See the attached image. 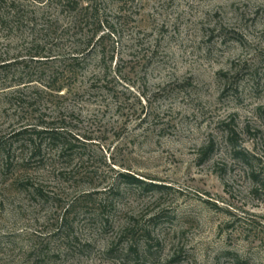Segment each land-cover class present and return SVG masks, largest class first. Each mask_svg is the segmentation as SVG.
<instances>
[{
	"label": "rangeland",
	"instance_id": "1",
	"mask_svg": "<svg viewBox=\"0 0 264 264\" xmlns=\"http://www.w3.org/2000/svg\"><path fill=\"white\" fill-rule=\"evenodd\" d=\"M99 6L114 87H0L24 105L0 99V137L46 121L78 140L0 168V264H264V0Z\"/></svg>",
	"mask_w": 264,
	"mask_h": 264
},
{
	"label": "trees",
	"instance_id": "2",
	"mask_svg": "<svg viewBox=\"0 0 264 264\" xmlns=\"http://www.w3.org/2000/svg\"><path fill=\"white\" fill-rule=\"evenodd\" d=\"M99 1L0 0V87H54L50 93L38 91L50 97L54 92L62 96L67 87H79L78 83L100 90L114 87L122 79L120 67L112 70L114 59L107 58L105 37L99 38L100 29L94 30L104 25ZM120 2L123 5L124 1ZM18 93L0 91V99L8 100L6 105L16 112L24 110L21 102L19 106L12 102L19 100L15 96ZM11 138L16 143L0 137V168L10 174L19 151L22 159L18 165L25 168L38 160L44 167L49 157L57 163L77 149L70 131L46 121L23 125L12 131ZM237 139V133L231 130L236 156L249 162ZM252 176L259 186L261 176L255 171ZM120 177L149 188L157 186L129 173ZM15 182L27 188L36 185L30 177H17ZM36 190L45 196L43 187Z\"/></svg>",
	"mask_w": 264,
	"mask_h": 264
}]
</instances>
